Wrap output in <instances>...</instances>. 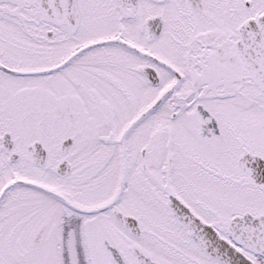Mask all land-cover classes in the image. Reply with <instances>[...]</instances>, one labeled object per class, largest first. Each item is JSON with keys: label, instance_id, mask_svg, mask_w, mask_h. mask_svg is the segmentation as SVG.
Wrapping results in <instances>:
<instances>
[{"label": "snow or ice", "instance_id": "6c2138e0", "mask_svg": "<svg viewBox=\"0 0 264 264\" xmlns=\"http://www.w3.org/2000/svg\"><path fill=\"white\" fill-rule=\"evenodd\" d=\"M0 264H264V0H0Z\"/></svg>", "mask_w": 264, "mask_h": 264}]
</instances>
